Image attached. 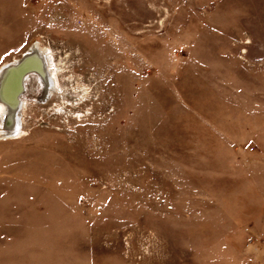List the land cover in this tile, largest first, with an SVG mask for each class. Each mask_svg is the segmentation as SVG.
Here are the masks:
<instances>
[{"label":"rangeland","instance_id":"1","mask_svg":"<svg viewBox=\"0 0 264 264\" xmlns=\"http://www.w3.org/2000/svg\"><path fill=\"white\" fill-rule=\"evenodd\" d=\"M37 42L0 264H264V0H0V67Z\"/></svg>","mask_w":264,"mask_h":264},{"label":"water","instance_id":"2","mask_svg":"<svg viewBox=\"0 0 264 264\" xmlns=\"http://www.w3.org/2000/svg\"><path fill=\"white\" fill-rule=\"evenodd\" d=\"M31 73H38L47 79L45 83L49 84L47 83L48 74L45 61L38 51H33L27 55L25 53L15 64H10L1 69L0 100L10 107L9 113L3 119V123L6 122V127L11 132H15L18 128L21 109L20 96L25 92V80Z\"/></svg>","mask_w":264,"mask_h":264},{"label":"bare ground","instance_id":"3","mask_svg":"<svg viewBox=\"0 0 264 264\" xmlns=\"http://www.w3.org/2000/svg\"><path fill=\"white\" fill-rule=\"evenodd\" d=\"M32 49L28 52V53H26V55L27 54H29V53H31V52H33V51H38L41 55H42V57H43V59H44V61H45V65H46V70H47V74H48V76H49V79L51 78V71H50V65H51V63H52V59H51V57H48V55L45 53V51H44V49L41 47V45L39 44V42H37L34 46H32L31 47ZM21 58H16V60L14 61V62H11V63H6V64H4V65H2L1 67H0V73H1V69H3V67H7L8 65H10V64H15L17 61H19ZM1 75V74H0ZM14 78V77H13ZM52 79V78H51ZM42 80V82H45V78H43V79H41ZM11 88V87H10ZM9 88V89H10ZM11 94H10V90H9V96H10ZM9 111H10V107L7 105V104H5L4 102H2L1 100H0V122H1V120L3 119V116H5L6 117V115L9 113ZM5 117H4V119H5ZM3 122V121H2ZM4 124V128L5 129H2V128H0V139H6V138H13V137H16V136H19L20 135V133H21V128H20V125L18 124V128H17V130L15 131V132H11L7 127H6V122H4L3 123Z\"/></svg>","mask_w":264,"mask_h":264}]
</instances>
